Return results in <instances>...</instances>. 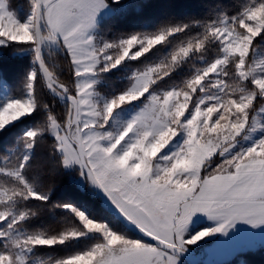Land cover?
<instances>
[{"label": "snow or ice", "instance_id": "1", "mask_svg": "<svg viewBox=\"0 0 264 264\" xmlns=\"http://www.w3.org/2000/svg\"><path fill=\"white\" fill-rule=\"evenodd\" d=\"M196 2L0 0V264L264 248V0Z\"/></svg>", "mask_w": 264, "mask_h": 264}, {"label": "trees", "instance_id": "2", "mask_svg": "<svg viewBox=\"0 0 264 264\" xmlns=\"http://www.w3.org/2000/svg\"><path fill=\"white\" fill-rule=\"evenodd\" d=\"M226 2H229V0H226ZM11 3L18 9L21 7V4H24V0H11ZM174 7L175 10L179 12H199L202 10V6L199 5L196 0H176ZM261 47H264V42H261ZM9 86L15 88V83L10 80ZM10 135L11 133L7 134L4 139L7 140ZM57 196L73 197L86 206H93L91 201H89L86 196L81 195L73 186L61 185L57 192ZM239 258L243 260L244 264H264V248L257 247L254 250L236 254L231 260L216 264H238L237 261Z\"/></svg>", "mask_w": 264, "mask_h": 264}, {"label": "rangeland", "instance_id": "3", "mask_svg": "<svg viewBox=\"0 0 264 264\" xmlns=\"http://www.w3.org/2000/svg\"><path fill=\"white\" fill-rule=\"evenodd\" d=\"M18 10L21 12V14L23 13V4H21V7H19ZM252 239L253 237L248 236L242 227L240 235L227 243L215 244L214 241L210 240L205 242L202 246H190L191 255L194 257L196 264H216L225 262L227 260H231L236 255H230V253L238 245L250 242ZM254 239L258 242L260 237L256 236ZM237 262L238 264H244L241 258H239ZM186 264H191L187 258Z\"/></svg>", "mask_w": 264, "mask_h": 264}, {"label": "water", "instance_id": "4", "mask_svg": "<svg viewBox=\"0 0 264 264\" xmlns=\"http://www.w3.org/2000/svg\"><path fill=\"white\" fill-rule=\"evenodd\" d=\"M186 258L191 262V264H196L195 259L191 254L189 256H187Z\"/></svg>", "mask_w": 264, "mask_h": 264}]
</instances>
